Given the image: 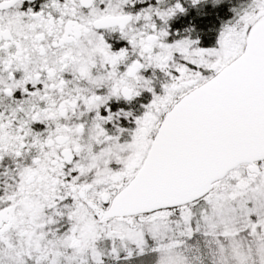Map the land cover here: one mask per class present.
Returning a JSON list of instances; mask_svg holds the SVG:
<instances>
[{"label":"snow or ice","instance_id":"snow-or-ice-1","mask_svg":"<svg viewBox=\"0 0 264 264\" xmlns=\"http://www.w3.org/2000/svg\"><path fill=\"white\" fill-rule=\"evenodd\" d=\"M0 264H264V0H0Z\"/></svg>","mask_w":264,"mask_h":264},{"label":"flooded vegetation","instance_id":"flooded-vegetation-1","mask_svg":"<svg viewBox=\"0 0 264 264\" xmlns=\"http://www.w3.org/2000/svg\"><path fill=\"white\" fill-rule=\"evenodd\" d=\"M220 10L223 11L222 14H219L221 17L227 18V16L230 15V13L227 12V5L221 7L219 9V11ZM213 12H210V13H213ZM199 18L200 17H193V19H192V23L195 25V29H194V31L192 32L191 35L193 37H195L197 34L200 35L201 44H203L204 46H208L210 43L214 42V40H215V31L213 33L212 32H208L207 36H205L204 34L198 33L197 27H198V19ZM171 23L173 24L174 27H185L187 25V21L183 17H178V18L174 19L173 21H171ZM219 25H220V20L217 19L216 20V24L213 27V29H218Z\"/></svg>","mask_w":264,"mask_h":264},{"label":"trees","instance_id":"trees-1","mask_svg":"<svg viewBox=\"0 0 264 264\" xmlns=\"http://www.w3.org/2000/svg\"><path fill=\"white\" fill-rule=\"evenodd\" d=\"M222 12L223 11L220 10L219 14H222ZM216 16H217V13L213 12V13H210L206 19L205 18H199L198 19V27H197L198 33L204 34L205 36H207L208 32L213 33L214 32L213 27L215 26L216 20H217Z\"/></svg>","mask_w":264,"mask_h":264}]
</instances>
